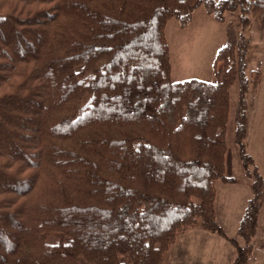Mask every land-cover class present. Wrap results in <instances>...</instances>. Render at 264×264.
<instances>
[{"label": "trees", "instance_id": "16d2710c", "mask_svg": "<svg viewBox=\"0 0 264 264\" xmlns=\"http://www.w3.org/2000/svg\"><path fill=\"white\" fill-rule=\"evenodd\" d=\"M201 6L264 28V0H0V264H168L199 226L249 264L264 176L246 148L247 108L262 71H249L244 30L217 52V81L173 80L168 22L186 26ZM235 83L253 189L243 245L216 211L217 182L237 181L226 165Z\"/></svg>", "mask_w": 264, "mask_h": 264}, {"label": "rangeland", "instance_id": "374dc122", "mask_svg": "<svg viewBox=\"0 0 264 264\" xmlns=\"http://www.w3.org/2000/svg\"><path fill=\"white\" fill-rule=\"evenodd\" d=\"M249 15L250 23L244 28L240 10L228 12L224 21H218L205 6H201L194 12L186 26H183L176 18L170 19L167 34L171 48L174 81L192 78L217 81L219 78L214 69L217 52L228 42L237 41L244 30L249 32L251 35L249 71L260 69L262 77L260 85L252 86L248 94L246 148L255 158V164L264 176V28L259 25L253 15ZM238 96L239 87L235 83L231 88L232 111L227 134L226 165L227 174L236 177L237 181L235 183H224L221 180L217 182L216 211L218 220L228 235L237 238L243 245L244 241L238 235V229L248 201L253 195V189L252 180L245 172L235 140ZM197 229H202L210 236V239L203 242L208 264H232L231 260L237 254L236 247L217 233L201 226ZM191 233L179 236L177 244L170 251L171 264L189 263L188 253L184 256V252L189 251V247L191 250L200 248L199 241L194 239L187 244L183 242L184 237H188ZM179 246L182 247L181 251ZM121 258L128 260V255H122ZM249 264H264V207L259 215V228L254 238V251Z\"/></svg>", "mask_w": 264, "mask_h": 264}, {"label": "crops", "instance_id": "0c3cea01", "mask_svg": "<svg viewBox=\"0 0 264 264\" xmlns=\"http://www.w3.org/2000/svg\"><path fill=\"white\" fill-rule=\"evenodd\" d=\"M189 232H192L191 235H189L188 237H184L183 242H185L187 244L189 241H192L194 239L197 242L199 241L200 248L199 249H195V248L193 249L192 248V250H191V248L189 247V251L186 250L184 252V256H186V254L188 253L189 263H183V264H208V258H206L205 252L203 250V242L205 240L210 239V236H208L207 235L208 233L204 232L202 229H197V228L191 229V230L183 233V235L185 236ZM181 249H182V247H180V251H181ZM170 256H171V254L169 255L170 260H168V264H171V257ZM233 261H234V259L231 260L232 263H233Z\"/></svg>", "mask_w": 264, "mask_h": 264}]
</instances>
